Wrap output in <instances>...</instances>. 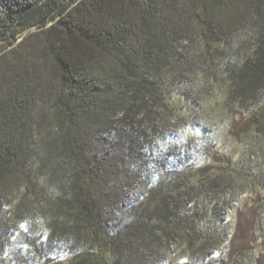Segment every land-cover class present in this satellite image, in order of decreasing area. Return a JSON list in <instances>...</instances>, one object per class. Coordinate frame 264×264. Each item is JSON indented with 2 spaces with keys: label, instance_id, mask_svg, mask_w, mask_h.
<instances>
[{
  "label": "trees",
  "instance_id": "trees-1",
  "mask_svg": "<svg viewBox=\"0 0 264 264\" xmlns=\"http://www.w3.org/2000/svg\"><path fill=\"white\" fill-rule=\"evenodd\" d=\"M205 113L264 138V0H0V264L250 261Z\"/></svg>",
  "mask_w": 264,
  "mask_h": 264
},
{
  "label": "rangeland",
  "instance_id": "rangeland-1",
  "mask_svg": "<svg viewBox=\"0 0 264 264\" xmlns=\"http://www.w3.org/2000/svg\"><path fill=\"white\" fill-rule=\"evenodd\" d=\"M198 116L195 123L204 128V137L209 141L217 138L208 149L222 147L224 152L232 156L236 165L231 167L228 159H224V170L239 178V181L229 182L223 187L216 202L213 223L225 225L226 230L221 242L211 248L209 255L216 256L224 252L223 255L228 258L241 245H245L251 252L250 261L238 264H264V138L246 136L251 127L249 123L252 122L245 117L238 116L226 128L222 123L219 126L214 124L220 121L209 117L208 113ZM197 143H192L190 155L197 152L200 146ZM181 159L185 162L186 157ZM179 243L174 242V247Z\"/></svg>",
  "mask_w": 264,
  "mask_h": 264
}]
</instances>
